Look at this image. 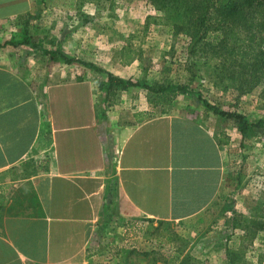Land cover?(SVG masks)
Returning <instances> with one entry per match:
<instances>
[{
    "label": "crops",
    "instance_id": "1",
    "mask_svg": "<svg viewBox=\"0 0 264 264\" xmlns=\"http://www.w3.org/2000/svg\"><path fill=\"white\" fill-rule=\"evenodd\" d=\"M33 5L0 0V264H89L110 224L129 237L136 220L180 223L209 209L237 128L195 100L138 87L107 98L105 76L86 66L8 52V28Z\"/></svg>",
    "mask_w": 264,
    "mask_h": 264
},
{
    "label": "rangeland",
    "instance_id": "2",
    "mask_svg": "<svg viewBox=\"0 0 264 264\" xmlns=\"http://www.w3.org/2000/svg\"><path fill=\"white\" fill-rule=\"evenodd\" d=\"M32 2L33 11L23 27H9L7 34L14 42L8 52L24 54L25 61L34 57L45 66L52 61L64 66V57L77 68H84L83 62L104 72L116 68L118 74L127 73L124 80L186 86L187 93L172 96L180 106L205 100L243 114L251 123L264 119V85L239 91L228 70L195 52V40L149 0ZM25 30L30 45L23 42ZM124 47L139 52L140 59L120 63L118 52ZM217 117L235 132L234 121ZM259 222H264V127L255 128L250 138L231 148L223 188L203 214L180 223L136 220L129 237L119 224L114 228L110 224L101 232L89 264H264V230L256 232L254 225Z\"/></svg>",
    "mask_w": 264,
    "mask_h": 264
},
{
    "label": "trees",
    "instance_id": "3",
    "mask_svg": "<svg viewBox=\"0 0 264 264\" xmlns=\"http://www.w3.org/2000/svg\"><path fill=\"white\" fill-rule=\"evenodd\" d=\"M113 1V0H107ZM155 10L178 22L195 40V52L210 56L228 70L230 79L239 83V91L246 93L257 85H264V0H149ZM23 42L30 45L25 30ZM33 46V45H32ZM35 47V46H33ZM120 63L130 65L141 54L124 47L118 52ZM53 59L58 54L49 53ZM65 63L73 60L63 57ZM89 69L102 73L100 90L108 98L116 91L138 87L147 90L157 101H170L176 93H187L186 86H155L146 81L132 82L102 71L90 63H82ZM218 67V65H217ZM245 87V88H244ZM244 88V90H243ZM264 97V91H262ZM203 106L224 119L234 121L242 141L254 134V129L264 127V119L251 123L240 113L225 111L201 100ZM256 232L264 230V222L254 223ZM134 253V252H131ZM180 264H184L183 261Z\"/></svg>",
    "mask_w": 264,
    "mask_h": 264
}]
</instances>
